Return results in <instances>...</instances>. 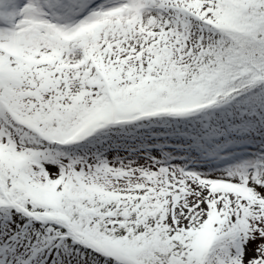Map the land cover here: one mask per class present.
I'll list each match as a JSON object with an SVG mask.
<instances>
[{"label":"snow or ice","instance_id":"snow-or-ice-1","mask_svg":"<svg viewBox=\"0 0 264 264\" xmlns=\"http://www.w3.org/2000/svg\"><path fill=\"white\" fill-rule=\"evenodd\" d=\"M0 264H264V0H0Z\"/></svg>","mask_w":264,"mask_h":264}]
</instances>
